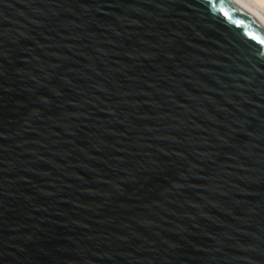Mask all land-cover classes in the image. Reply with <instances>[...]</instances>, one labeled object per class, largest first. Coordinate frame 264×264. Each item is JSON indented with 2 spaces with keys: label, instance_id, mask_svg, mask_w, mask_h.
Returning <instances> with one entry per match:
<instances>
[{
  "label": "water",
  "instance_id": "water-1",
  "mask_svg": "<svg viewBox=\"0 0 264 264\" xmlns=\"http://www.w3.org/2000/svg\"><path fill=\"white\" fill-rule=\"evenodd\" d=\"M0 264H264V24L0 0Z\"/></svg>",
  "mask_w": 264,
  "mask_h": 264
},
{
  "label": "bare ground",
  "instance_id": "bare-ground-1",
  "mask_svg": "<svg viewBox=\"0 0 264 264\" xmlns=\"http://www.w3.org/2000/svg\"><path fill=\"white\" fill-rule=\"evenodd\" d=\"M241 5L257 21L264 24V0H232Z\"/></svg>",
  "mask_w": 264,
  "mask_h": 264
}]
</instances>
